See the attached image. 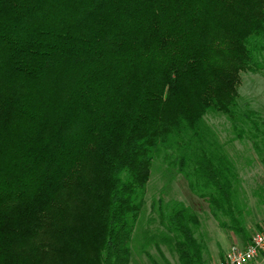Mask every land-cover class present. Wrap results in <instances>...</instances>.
Returning <instances> with one entry per match:
<instances>
[{
    "label": "trees",
    "instance_id": "obj_1",
    "mask_svg": "<svg viewBox=\"0 0 264 264\" xmlns=\"http://www.w3.org/2000/svg\"><path fill=\"white\" fill-rule=\"evenodd\" d=\"M247 73L264 75V0H0V264H132L159 161L249 246L261 226L206 121L261 151ZM152 212L143 251L208 264L197 213Z\"/></svg>",
    "mask_w": 264,
    "mask_h": 264
},
{
    "label": "rangeland",
    "instance_id": "obj_2",
    "mask_svg": "<svg viewBox=\"0 0 264 264\" xmlns=\"http://www.w3.org/2000/svg\"><path fill=\"white\" fill-rule=\"evenodd\" d=\"M238 93L241 96V104H246L248 108L258 112L264 123V75L243 74ZM242 110L245 108L243 107ZM206 121L215 131L220 143L225 145L229 156L237 166L240 179L239 199L246 203L249 227L255 229L256 225L264 220V203L262 202L264 199V147L261 145V151L257 152L248 140H236L231 124L223 116L210 115ZM262 130L264 131V128ZM167 169V166L161 165L159 161L152 171L146 196L145 215L142 224L137 228V236L133 240L132 264H150L147 254L160 263L165 259L171 264H179L177 256L164 244L158 243V249L153 243L143 251L145 245V240L142 239L143 232L149 230L157 234L158 231H162L158 222H152L156 219V214L152 212V205L160 199L164 201L165 205L172 202H182L200 217L201 226L197 231V238L205 245L204 257L208 264H216L219 256L225 254L224 259L231 247L244 248L243 243L232 233L219 227L208 204L190 191L188 183L182 175L178 174L176 170L170 169L171 171H168ZM263 227L264 224L261 229ZM248 264H264V256L259 254Z\"/></svg>",
    "mask_w": 264,
    "mask_h": 264
},
{
    "label": "built area",
    "instance_id": "obj_3",
    "mask_svg": "<svg viewBox=\"0 0 264 264\" xmlns=\"http://www.w3.org/2000/svg\"><path fill=\"white\" fill-rule=\"evenodd\" d=\"M263 250L264 227L253 236L251 243L246 248L231 247L220 264H248L257 258Z\"/></svg>",
    "mask_w": 264,
    "mask_h": 264
},
{
    "label": "crops",
    "instance_id": "obj_4",
    "mask_svg": "<svg viewBox=\"0 0 264 264\" xmlns=\"http://www.w3.org/2000/svg\"><path fill=\"white\" fill-rule=\"evenodd\" d=\"M263 224H264V220L263 221H261V223H259L258 225H260L261 227L263 226ZM229 249V248H228ZM225 255V254H224ZM223 255V256H224ZM223 256H219V258L217 259V261H216V264H219V262L223 259Z\"/></svg>",
    "mask_w": 264,
    "mask_h": 264
}]
</instances>
